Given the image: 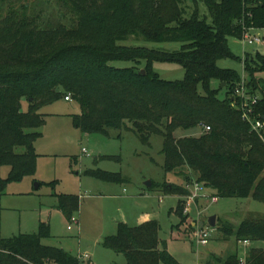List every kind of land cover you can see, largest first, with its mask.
<instances>
[{"label":"trees","instance_id":"obj_1","mask_svg":"<svg viewBox=\"0 0 264 264\" xmlns=\"http://www.w3.org/2000/svg\"><path fill=\"white\" fill-rule=\"evenodd\" d=\"M32 1L41 2L0 0V197L10 184L34 176L39 158L35 145L46 124L42 110L70 94L80 107L72 116L73 125L83 134L109 136L110 130L131 123L127 129L144 145H150L151 136L163 139L164 170H181L186 185L164 184L162 192L180 198L176 213L182 221L184 198L195 184L212 190L218 199L251 198L264 204V142L243 120V100L234 95L241 75L218 65L237 60L231 38L241 40L246 27L264 29V0H189V16L181 0H42L61 13L57 22L50 21L48 12L36 14ZM200 4L209 17L202 16ZM131 38L176 43L180 49L122 45ZM143 61L146 76L139 75L136 66H114ZM154 63L180 64L185 77L163 80L153 71ZM243 66L251 77L249 95L255 97L260 87L254 75L264 71V57L246 53ZM214 81L220 83L218 88L212 87ZM254 113L264 121V98H258ZM199 129V136L176 137L178 131ZM4 167L9 168L6 178L1 174ZM86 175L126 183L119 173L88 170ZM57 199V208L70 221L80 209V197ZM218 220V231L227 240L264 242L263 214L248 217L236 229L229 224L218 227ZM39 228L37 234L0 237V264H82L78 256L44 245L50 228ZM160 230L157 220L136 227L121 222L117 234L103 245L123 254L126 264H180L160 239ZM207 264L240 261L232 254ZM246 264H264L262 245L248 251Z\"/></svg>","mask_w":264,"mask_h":264},{"label":"rangeland","instance_id":"obj_2","mask_svg":"<svg viewBox=\"0 0 264 264\" xmlns=\"http://www.w3.org/2000/svg\"><path fill=\"white\" fill-rule=\"evenodd\" d=\"M40 1H32L36 14L48 12L45 14L51 16L50 21L57 22L61 13L52 5ZM181 1L186 15L189 16L192 4L189 0ZM200 11L202 16L209 17L205 5L200 4ZM122 45L168 52L180 49V44L176 43H148L134 38L123 42ZM229 46L237 60H223L218 65L223 69L237 71L241 77H245L248 85L251 77L243 66L246 53L253 58L258 54L264 57V48L245 47L244 42L236 38L229 40ZM145 64L144 61L140 65L116 62L114 66H136L137 69L144 70ZM153 71L166 81H181L185 77L184 68L177 63H154ZM254 78L260 87L255 98L263 99L264 71L256 73ZM219 85V82L214 81L212 87L218 88ZM247 89L250 90L249 87ZM220 98H225V90L221 91ZM46 107L43 112L52 116L48 121L50 125L43 129V137L37 140L35 145L41 154L36 173L20 183L10 184L0 197V237L37 234L41 224L47 225L51 237L42 240L44 245L61 248L74 256L88 254L92 264H126L125 256L104 247L103 241L117 234L119 223L136 227L146 219L159 222L160 239L166 243L169 253L181 264H206L212 261V258L225 260L232 254H238L239 259H244L251 248L258 246L253 244L244 248L234 237L225 239L218 231L217 221L216 231L210 243L207 246L197 244L193 235L195 229L188 226V218L182 221L176 213L180 198L162 192L164 184L185 186L186 182L184 175L179 174L181 170L172 173L164 170L161 137L151 136L150 145H144L127 129L132 127L131 123H127V128L122 130H110L109 136L86 135L73 125L72 115L80 113L76 102L66 103L61 99ZM24 110H27L26 103ZM202 132L201 129L178 131L176 137L199 136ZM84 150H87V154H84ZM103 156L118 157L119 160L100 159ZM88 170L119 173L126 179V183L115 184L96 180L86 175ZM8 173V167L2 168L3 178H6ZM39 181L43 185L37 190ZM148 182H152L154 187L146 186ZM193 191L196 193L195 189ZM198 194L214 196L213 191L206 188ZM60 195L80 197V209L73 215V220L68 221L57 208V196ZM199 204L203 212L199 221L204 222L205 227L209 229V220L213 216L219 219L218 227L229 224L236 229L248 217L264 215V204L251 198L218 199L217 203L201 198ZM196 215L195 211L193 220Z\"/></svg>","mask_w":264,"mask_h":264},{"label":"built area","instance_id":"obj_3","mask_svg":"<svg viewBox=\"0 0 264 264\" xmlns=\"http://www.w3.org/2000/svg\"><path fill=\"white\" fill-rule=\"evenodd\" d=\"M241 40L244 42L245 47H257L260 46L264 48V29H255V28H245ZM234 95L240 97L243 100V104L241 106L243 120L247 122L251 130L260 135L264 142V121H260L255 117L254 106L258 102V98L252 97L249 95V91L246 85V79L243 76L242 81L234 90ZM65 101L71 102V95H67L65 97ZM210 128H206V131H209ZM84 154H87V150H84ZM203 186L199 184H195L190 187V195L184 198L183 203V215L188 218V226H191L195 231L193 232L194 237L197 240V244L200 246H207L211 239L213 238V233L216 231L215 228L201 227V222L199 221L202 216V210L200 209L199 199H211L212 203H217L218 198L210 197L209 195L202 194L199 195L198 192L203 190ZM195 189V192L193 191ZM195 211L197 212L196 219L193 220V216ZM193 215V216H192ZM72 217L71 220H73ZM75 221V220H74ZM76 222V221H75ZM190 227V228H191ZM244 248H249L253 245L251 241L245 240L239 242ZM264 247V242L262 243ZM248 255V253H247ZM79 260L83 263L88 261L90 258L88 254H80L78 255ZM247 258V256H246ZM246 258L239 259L240 264H246Z\"/></svg>","mask_w":264,"mask_h":264},{"label":"water","instance_id":"obj_4","mask_svg":"<svg viewBox=\"0 0 264 264\" xmlns=\"http://www.w3.org/2000/svg\"><path fill=\"white\" fill-rule=\"evenodd\" d=\"M138 74L141 75V76H146V71L145 70H141V71L138 72ZM39 186H40V184H37L36 185V189L37 190L39 189ZM146 186H148L149 188H151L152 187V182H148L146 184ZM216 221H217V217L216 216L211 217L210 220H209V225L212 228H215L216 227ZM204 226H205V223L204 222H201V227H204Z\"/></svg>","mask_w":264,"mask_h":264},{"label":"crops","instance_id":"obj_5","mask_svg":"<svg viewBox=\"0 0 264 264\" xmlns=\"http://www.w3.org/2000/svg\"><path fill=\"white\" fill-rule=\"evenodd\" d=\"M64 101H65V99H64ZM66 103H72V101L71 102H68V101H65ZM47 108V107H46ZM44 109V108H43ZM43 111V110H42ZM44 113V112H43ZM45 115H46V124H45V126L44 127H42V129H41V132H42V137H43V129L44 128H46V127H48L50 124H49V118L52 116L51 114H48V113H44ZM73 116V115H72ZM37 144V143H36ZM36 151H37V149H36ZM37 153H38V155H39V157L41 156V154L37 151ZM39 183H40V186H39V188L43 185V183L41 182V181H39ZM149 220H151V219H146V220H144L142 223H144V222H146V221H149ZM141 223V224H142ZM140 225V224H139ZM258 246H259V244H258ZM206 261H209V260H206ZM85 262H87V263H85ZM85 262H83V263H85V264H92V262H91V260L89 259L88 261H85ZM206 263V262H205ZM181 264V263H180ZM207 264V263H206Z\"/></svg>","mask_w":264,"mask_h":264}]
</instances>
